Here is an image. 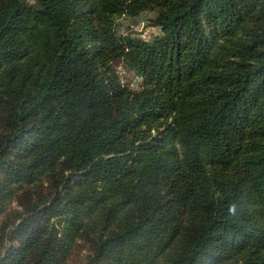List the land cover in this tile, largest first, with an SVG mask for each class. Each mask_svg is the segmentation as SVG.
I'll return each instance as SVG.
<instances>
[{
    "label": "trees",
    "instance_id": "obj_1",
    "mask_svg": "<svg viewBox=\"0 0 264 264\" xmlns=\"http://www.w3.org/2000/svg\"><path fill=\"white\" fill-rule=\"evenodd\" d=\"M32 1L0 0V172L55 194L0 264L74 238L88 264H264V0ZM142 13L159 35L118 34Z\"/></svg>",
    "mask_w": 264,
    "mask_h": 264
},
{
    "label": "rangeland",
    "instance_id": "obj_2",
    "mask_svg": "<svg viewBox=\"0 0 264 264\" xmlns=\"http://www.w3.org/2000/svg\"><path fill=\"white\" fill-rule=\"evenodd\" d=\"M28 1L33 2L32 0ZM150 17L151 14L142 13L135 19L121 18L117 22V32L121 36L131 35L149 41L160 34L159 28L148 25L147 20ZM222 36L223 35L219 37V42H216V40L213 42V46L222 43L226 37L225 35V37ZM114 64L118 76L116 83L118 82L120 86H125L130 90H139L142 88L143 79L141 77H137L131 71L125 69L121 62H114ZM154 127L156 128L157 124H155ZM169 142L170 141L167 140L165 141V144H169ZM50 187L51 183L44 178L35 181L33 184H19L16 181L7 178L0 172V234H3V231L7 230L9 226L16 225V223L21 220L20 214L23 212L22 202L26 201L25 198L29 197V204H33L38 200L47 202L53 197L55 192L54 189ZM18 196L21 197L20 200H17ZM62 220L63 217H53L49 225L54 231H56L58 234L57 236H60L62 231L64 223ZM88 220L89 219L84 218V223L86 224ZM68 243V248L62 253V255L56 257L58 261L57 264H88L89 251L87 243L79 238H74L70 242L68 240L67 245ZM4 250L3 244L0 243V258H2ZM157 263H159V261H157ZM124 264H129V262ZM204 264L224 263H214L212 260H209Z\"/></svg>",
    "mask_w": 264,
    "mask_h": 264
}]
</instances>
